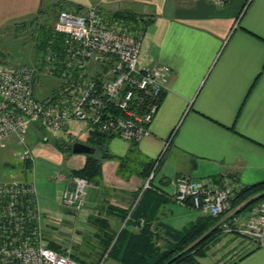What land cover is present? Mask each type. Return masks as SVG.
I'll return each instance as SVG.
<instances>
[{"label": "crops", "instance_id": "1", "mask_svg": "<svg viewBox=\"0 0 264 264\" xmlns=\"http://www.w3.org/2000/svg\"><path fill=\"white\" fill-rule=\"evenodd\" d=\"M47 1L0 0V36L8 25L34 16ZM67 2L70 11L96 5L107 15L121 11L142 17L147 25L139 63L165 65L169 74L149 135L134 142L106 139L109 157L101 162L98 180L88 181L78 213L60 205V193L71 172L88 155H98L97 148L92 154L62 149L70 155L63 158L53 147L39 144L48 138L38 132L37 123L30 124L25 139L37 144L28 145L29 171L18 169L35 184L49 248L70 245L73 258L84 264L102 253L105 233L116 236L121 230V250L135 242L143 245L138 237L142 230L155 246L166 248L201 215L173 201L175 177L187 175L216 185L228 179L236 188L264 181V0ZM4 51L2 47L0 58ZM65 134L90 146L83 123L70 122ZM222 235L214 245L227 242L229 251L221 261H229L237 252L234 245L243 240ZM112 257L122 264L120 256Z\"/></svg>", "mask_w": 264, "mask_h": 264}, {"label": "built area", "instance_id": "2", "mask_svg": "<svg viewBox=\"0 0 264 264\" xmlns=\"http://www.w3.org/2000/svg\"><path fill=\"white\" fill-rule=\"evenodd\" d=\"M52 31L58 45L49 40L31 64L0 60V142L12 139L20 146L14 153L18 166L32 161L25 139L31 123L70 145L76 140L65 131L72 121L83 123L87 135L96 132L133 142L149 135L169 68L139 63L143 35L137 26L89 5L76 12L59 9ZM45 80L51 91L38 99L35 91ZM88 185L85 178L71 176L61 190L60 205L78 213ZM173 185L174 202L216 217L222 234L244 240V249L232 259L254 249L264 252V201L242 215L241 204L229 207L236 187L228 179L216 185L179 175ZM0 264H81L70 245L60 250L47 246L35 184L13 174L0 181Z\"/></svg>", "mask_w": 264, "mask_h": 264}, {"label": "trees", "instance_id": "3", "mask_svg": "<svg viewBox=\"0 0 264 264\" xmlns=\"http://www.w3.org/2000/svg\"><path fill=\"white\" fill-rule=\"evenodd\" d=\"M68 4L69 2L67 1H47V3L43 5V7L39 8L37 13L32 16L31 24L35 21L37 22V16L48 14L51 15L52 18L50 24L42 23L41 25L36 26L37 30L31 38L34 44V61L38 57V54L45 49L49 40L53 42L54 46L58 45V38L54 36L52 25L56 19L58 10L64 8L67 9L66 6ZM82 8L83 7H77L71 11H80ZM110 16L114 18H122L128 22L134 23L140 33H143L147 25L143 22V19H141L142 17L128 12L116 11ZM35 126L38 130H40V132L45 133L44 129L40 125L36 124ZM107 138L108 137L96 132L89 135L87 142L90 146L97 148L98 155H88L84 165L80 169L71 172V176L83 177L89 182L98 180L101 162L105 158L109 157V154L105 150ZM47 140L48 139L44 141ZM53 140L59 148L69 151V143L56 139ZM31 162L32 161L25 160L19 165L22 173L25 174L26 171H29L28 168ZM24 177H26V175H24ZM263 201L264 181L250 186L235 188L234 197L231 199L229 207L230 209H234L241 204L238 208V212H246ZM216 223V217L200 215L186 230L177 233V239L166 248L155 246L153 242L150 241L151 238L142 235L147 233L142 230L139 232L138 237H141V239L145 241L143 245H138L135 242L133 245L130 244V246L125 250H121L119 244L124 238V232L121 230L116 236L114 234L105 233L104 237L106 246L104 250L111 246L108 254H111V256L113 255L114 257L120 256L121 258H119V260H121L122 264H127L126 262L131 264H201L199 262V258L207 256L216 240L222 235L221 230L218 228ZM143 229H145V231L147 230L146 228ZM132 237L134 238L135 235H132ZM252 251L243 254V256L237 260L242 259ZM229 264H236V261Z\"/></svg>", "mask_w": 264, "mask_h": 264}, {"label": "rangeland", "instance_id": "4", "mask_svg": "<svg viewBox=\"0 0 264 264\" xmlns=\"http://www.w3.org/2000/svg\"><path fill=\"white\" fill-rule=\"evenodd\" d=\"M52 1V0H49ZM32 17H29L24 20L17 21L11 25L7 26V29L5 30L4 34L0 36V49L5 50L2 54L3 58H0V60L4 61L7 65H17V64H31L33 59V49H32V40L31 38L34 35V32L37 30V25H41L42 23L50 24L51 22V15H41L37 16V22L31 24ZM49 81H43L44 85L35 91V95L38 99L45 98L46 95H48L51 91L52 84L48 83ZM56 84V81L53 83ZM30 127V126H29ZM26 129V135L27 133H30L31 128ZM38 130V129H37ZM39 133L40 130H38ZM44 137L48 138L47 141H38L39 144H47L51 147H53L56 152H59L62 154L63 158L69 157V153H64L61 148H59L53 139L59 140L57 138L52 137L48 133H42ZM29 135V134H28ZM29 140V142H28ZM26 141L27 145L30 147H33L36 145V140L33 141V139H28ZM20 149V146L17 145L12 140H6L3 142H0V181H5L8 179L9 174L15 175L19 179H24V175H22L19 172L18 169V163L16 160V157L13 154L14 151H17ZM30 149V148H29ZM69 155V156H68ZM71 178V176L69 177ZM68 178V179H69ZM26 179V178H25ZM67 179V180H68ZM252 209V208H251ZM249 211V210H247ZM246 212H241L242 215H244ZM223 236V235H222ZM221 236V237H222ZM227 242L218 243L217 245H214L208 252L206 258L201 259L200 262L202 264H229L231 262H235L236 264H264V252L260 249H254L251 253L246 255L240 260L241 256H237L235 259H231L229 261H221L228 253L229 249L227 247ZM235 243V242H234ZM243 243V245H242ZM244 240L241 241L238 245H234V248H236V251H239L241 249H244ZM250 244V243H249ZM251 245V244H250ZM111 247V246H110ZM108 247L106 250L102 251L101 254L96 255V258H90L85 259L84 264H91L92 262L95 264H115L116 259H114L111 254L109 255V249ZM90 249V248H89ZM91 250V249H90ZM92 252V250H91ZM92 263V264H93Z\"/></svg>", "mask_w": 264, "mask_h": 264}, {"label": "water", "instance_id": "5", "mask_svg": "<svg viewBox=\"0 0 264 264\" xmlns=\"http://www.w3.org/2000/svg\"><path fill=\"white\" fill-rule=\"evenodd\" d=\"M70 150L74 154H92L94 153V148L91 146H88L82 142L76 141L71 144Z\"/></svg>", "mask_w": 264, "mask_h": 264}]
</instances>
